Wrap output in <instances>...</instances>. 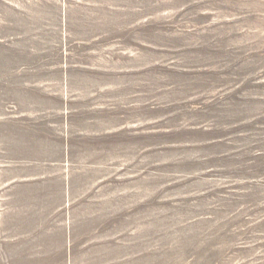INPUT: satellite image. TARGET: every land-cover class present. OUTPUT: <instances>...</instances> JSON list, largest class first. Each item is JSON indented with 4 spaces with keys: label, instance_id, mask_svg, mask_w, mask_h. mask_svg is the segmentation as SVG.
Returning <instances> with one entry per match:
<instances>
[{
    "label": "rangeland",
    "instance_id": "obj_1",
    "mask_svg": "<svg viewBox=\"0 0 264 264\" xmlns=\"http://www.w3.org/2000/svg\"><path fill=\"white\" fill-rule=\"evenodd\" d=\"M31 84L133 124L137 178L66 264H264V0H0V264L55 260L5 243V108Z\"/></svg>",
    "mask_w": 264,
    "mask_h": 264
},
{
    "label": "crops",
    "instance_id": "obj_2",
    "mask_svg": "<svg viewBox=\"0 0 264 264\" xmlns=\"http://www.w3.org/2000/svg\"><path fill=\"white\" fill-rule=\"evenodd\" d=\"M26 86L30 105L5 108V243L21 257L66 264L116 219V190L120 197L122 182L137 178L120 168L133 124L103 104L72 105L80 98L68 90Z\"/></svg>",
    "mask_w": 264,
    "mask_h": 264
}]
</instances>
